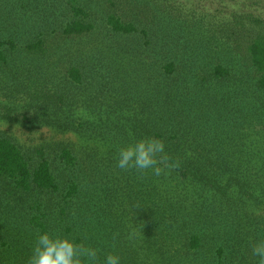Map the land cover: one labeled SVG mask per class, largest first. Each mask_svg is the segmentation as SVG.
<instances>
[{
    "label": "trees",
    "instance_id": "1",
    "mask_svg": "<svg viewBox=\"0 0 264 264\" xmlns=\"http://www.w3.org/2000/svg\"><path fill=\"white\" fill-rule=\"evenodd\" d=\"M126 1L138 6L142 0ZM68 8L71 19L60 29L64 38L96 29L91 2L68 0ZM20 12L26 14L25 7ZM245 16L259 22L253 14ZM162 18L157 15L154 25ZM102 22L111 31H136L133 21L124 22L115 12ZM252 25L212 24L215 37L201 24L188 26L187 48L195 47L202 58L183 56L189 61L179 63L142 55L117 75L108 74L107 88L75 64L67 68L63 88L49 85L60 79L55 73L59 53L47 59L39 48L31 51L43 43L44 35L38 34L25 48L41 64L31 77L23 74L18 80L23 96L18 101L35 110L32 128L47 125L71 135L44 141L29 159L18 143L0 135V180L18 192L52 196L60 186L67 189L62 194L67 207L59 205L65 231L85 243L90 228L77 221L97 217L100 239L110 248L103 258L114 253L121 264H258L253 252L239 250L264 241V30ZM149 31L142 28V36ZM231 41L242 44L243 56ZM4 45L16 53L14 41ZM13 59L0 51V69L19 79ZM45 87L49 90L43 93ZM16 97L0 102V108L16 103ZM226 101L234 102L233 109L224 110ZM218 117L230 127L223 139L213 137L208 124ZM146 136L164 142V172L119 169V147ZM53 167L67 171L68 184L60 185ZM77 202L82 209L74 219Z\"/></svg>",
    "mask_w": 264,
    "mask_h": 264
},
{
    "label": "rangeland",
    "instance_id": "2",
    "mask_svg": "<svg viewBox=\"0 0 264 264\" xmlns=\"http://www.w3.org/2000/svg\"><path fill=\"white\" fill-rule=\"evenodd\" d=\"M87 1L92 4L90 12L96 29L90 32V35L78 34L64 38L60 29L66 21L71 19L68 0H31L28 2L27 0H0V51H5L9 57L14 56L16 71H13L19 78L16 79L9 72L0 69V102L12 101L17 95L16 103L0 108L1 112L5 113V117L0 119V135L7 136L18 143L26 156L29 153L32 154L33 149L44 141L66 139L71 135L57 133L47 125L32 128L30 120L35 110H25L21 107L23 102L18 101L23 97L21 85L17 83L18 80L21 82L23 74L31 77L35 68L40 67L39 62L41 64V60L35 59L32 53L25 48L28 43L38 40L36 39L38 34L44 35L41 37L43 43H38L37 46L35 45V50L31 51L34 52L39 48L38 52L45 53L43 57L47 59L52 53L54 56L55 53H59L55 73L60 76V79L49 85L54 88H63L65 84L63 77L67 73V68L75 64L81 67L89 77L99 79V84L107 88L108 74L117 75L125 69L127 62L128 64L133 63L141 59L142 55L145 57L151 54L150 57L153 60H162L167 57L179 63L189 61L188 59L183 60V56L191 59H195L193 56L202 58L201 55H196L195 47L187 48L188 38L185 31L188 26L201 24L213 37L215 36L211 32L215 30V27L211 26L212 24H230L247 28L252 22L254 26L264 30V0H142L138 6L127 5L126 0V3L122 0H115L112 4H109L111 0ZM25 4L26 14L24 16L20 9L24 8L21 5ZM110 12L117 13L124 22L133 21L136 31L128 34L111 31L105 27L102 20H105L106 14ZM247 13L253 14L252 17L259 22L256 20L257 23L254 22L250 17H243ZM159 14L163 16L164 22L155 21L157 26L155 27L153 21ZM142 28L150 30L144 37L141 34ZM11 40L17 46L14 55L6 51L4 45ZM229 43L237 53L243 56L242 44H237L235 41ZM145 44L149 46L147 47L149 50L152 48L150 52L142 48ZM132 70L133 67L130 71ZM136 75L139 74L134 73L133 77ZM47 90L49 89L45 87V91L42 92L46 93ZM227 105L233 109L234 102L226 101L224 110L227 109ZM221 115L225 116L223 112ZM218 119L217 121L209 120L211 122L208 124L212 125V136L223 139L228 135L230 127L227 121L219 117ZM202 125L205 127L207 123L203 121ZM197 130L199 132V128ZM31 156H36V154ZM53 170L60 185L66 182L65 173L67 171H64V168L53 167ZM68 182L69 180L66 183ZM66 190L60 186V190L52 196L37 191H33L34 193L26 190L18 192L15 186L0 180V264H27L35 237L39 232L56 229L68 235L65 231L67 221L61 216L59 208L61 204L67 207L62 198ZM49 208L53 213H48ZM73 209L74 206L70 205L69 213L72 217ZM81 209L82 204L77 202L78 212L74 219L78 217ZM77 223L85 225L84 228L86 226L90 228V233L86 234L84 242L99 250L98 260L102 264L105 249L110 252V248L104 239H100L103 235L101 231L103 227L99 224L98 218L91 215L90 218L78 220ZM113 243H115L113 245L117 244L116 241ZM239 250L243 253L253 252L243 247H239Z\"/></svg>",
    "mask_w": 264,
    "mask_h": 264
},
{
    "label": "clouds",
    "instance_id": "3",
    "mask_svg": "<svg viewBox=\"0 0 264 264\" xmlns=\"http://www.w3.org/2000/svg\"><path fill=\"white\" fill-rule=\"evenodd\" d=\"M117 167L121 170H136L141 173L150 171L160 176L164 168L160 165L167 161L164 142L156 137H142L119 147ZM258 257V264H264V241L252 249ZM99 250L59 230L39 232L35 237L27 264H101ZM102 264H121V258L114 253L104 256Z\"/></svg>",
    "mask_w": 264,
    "mask_h": 264
}]
</instances>
